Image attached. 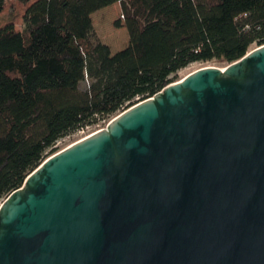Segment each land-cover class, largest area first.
<instances>
[{"label": "water", "instance_id": "obj_1", "mask_svg": "<svg viewBox=\"0 0 264 264\" xmlns=\"http://www.w3.org/2000/svg\"><path fill=\"white\" fill-rule=\"evenodd\" d=\"M0 264H264V44L45 158L0 202Z\"/></svg>", "mask_w": 264, "mask_h": 264}, {"label": "trees", "instance_id": "obj_2", "mask_svg": "<svg viewBox=\"0 0 264 264\" xmlns=\"http://www.w3.org/2000/svg\"><path fill=\"white\" fill-rule=\"evenodd\" d=\"M16 1L23 27H0V202L59 139L154 95L191 63L228 64L264 44V0ZM116 2L128 43L111 53L90 15Z\"/></svg>", "mask_w": 264, "mask_h": 264}, {"label": "rangeland", "instance_id": "obj_3", "mask_svg": "<svg viewBox=\"0 0 264 264\" xmlns=\"http://www.w3.org/2000/svg\"><path fill=\"white\" fill-rule=\"evenodd\" d=\"M26 5L16 0H5L2 11L0 12V27L7 23H12L15 29H21L23 27V14ZM93 31L96 37L103 43L107 44L114 53L124 48L128 43V35L125 27H114V22L119 20L122 22L123 16L121 14L120 4L118 2L110 4L106 7L93 12L91 15ZM256 47L255 44L250 46V49ZM226 64L210 60L206 62H194L188 66L180 69L177 73V77L181 79L186 74L205 66L224 67ZM113 117V116H112ZM112 117H108L103 121L87 126L83 131H75L69 135L59 139L56 142L57 151L65 148L71 143L85 137L86 135L104 128Z\"/></svg>", "mask_w": 264, "mask_h": 264}, {"label": "built area", "instance_id": "obj_4", "mask_svg": "<svg viewBox=\"0 0 264 264\" xmlns=\"http://www.w3.org/2000/svg\"><path fill=\"white\" fill-rule=\"evenodd\" d=\"M81 132L83 131V130H80Z\"/></svg>", "mask_w": 264, "mask_h": 264}]
</instances>
